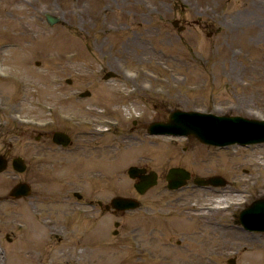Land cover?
Here are the masks:
<instances>
[{
  "label": "rangeland",
  "instance_id": "374dc122",
  "mask_svg": "<svg viewBox=\"0 0 264 264\" xmlns=\"http://www.w3.org/2000/svg\"><path fill=\"white\" fill-rule=\"evenodd\" d=\"M85 89L91 95L78 96ZM176 108L264 118V0H0V141L26 162L39 130H66L83 145L51 153L37 177L49 202L31 195L2 205L0 264H264V231L237 216L264 197V142L217 147L147 132ZM132 164L158 173L142 195L127 175ZM171 166L227 183L190 179L169 190ZM12 172L0 174V187L15 183ZM114 195L140 206L113 213L86 202ZM31 213L35 233L24 228ZM37 219L48 220L46 231Z\"/></svg>",
  "mask_w": 264,
  "mask_h": 264
},
{
  "label": "water",
  "instance_id": "95a60500",
  "mask_svg": "<svg viewBox=\"0 0 264 264\" xmlns=\"http://www.w3.org/2000/svg\"><path fill=\"white\" fill-rule=\"evenodd\" d=\"M45 17L50 24L57 22V16L45 13ZM112 71H107L103 77L113 76ZM89 91L85 90L79 95H88ZM167 121H153L148 125L149 133H167L194 135L199 140L213 145L225 146L228 144L238 143L247 145L249 143L264 141V119L245 117L242 115H217L211 112H202L195 110L174 109L167 115ZM53 140L63 144L69 142V137L63 131H55ZM21 158L15 159L20 162ZM16 169L22 170V166L14 164ZM6 166L5 160L0 157V171ZM127 173L132 178H137L134 187L139 193H143L149 187L157 182V173L154 170L147 171V168L137 165H131ZM189 172L183 167H170L167 174V186L171 189L181 187L187 182ZM194 182L200 185L205 184H224L225 180L218 175L207 178L195 177ZM13 196L25 195L29 193L28 185L20 182L13 186L11 191ZM112 206L118 210L135 208L139 201L126 196H114L107 207ZM239 220L242 225L248 229L264 230V199H256L239 213ZM118 222L115 224L117 225ZM229 262L234 264V258Z\"/></svg>",
  "mask_w": 264,
  "mask_h": 264
},
{
  "label": "flooded vegetation",
  "instance_id": "af4514ba",
  "mask_svg": "<svg viewBox=\"0 0 264 264\" xmlns=\"http://www.w3.org/2000/svg\"><path fill=\"white\" fill-rule=\"evenodd\" d=\"M176 26L178 27H185L184 25L180 24L179 25V20L176 24ZM62 130V129H61ZM67 132L66 130H62ZM68 133V132H67ZM70 135V134H69ZM71 137V141L68 143V145L66 146H62L59 144H56L55 142H53L52 140V134H50V130H39L36 131V133L33 135V139L32 142L30 141L29 144L27 145L29 148V160L28 162L25 161L24 157L19 154V153H15L13 155H10L9 152H11L13 150V148H15V145L12 142H8V144H6L5 140H1L0 141V155H2L3 158H5V160L7 161V167L5 170H8L9 168L12 169V177L15 180V183L12 184L15 185L18 182H27L29 183V187H30V191H29V196H35L39 199H41V202H49L50 198H49V193H47V189H43L45 184L43 183H39L37 182V177L42 175L44 173V170H46L48 167H51L53 165V162L50 158L51 153L56 152V151H60V152H74V150L83 148V145L80 144V142H74ZM97 145L95 144L94 147H96ZM101 148V147H100ZM104 149H107V146H103ZM21 155V157H23L22 162L25 164V170L27 169L28 172L31 174L29 177V181L23 178H20V174H23V172H19L16 171L13 168L12 165V160L14 157ZM67 162H72V160H67ZM63 163V160L62 162ZM55 165V163H54ZM28 166V167H27ZM4 172V171H3ZM2 172H0L1 174ZM37 184V186H36ZM9 186L7 188H3L0 187V245H2V234H3V230L5 228V223H6V215L4 214V209L2 205L6 204V203H13L16 202L18 200H22L24 197H19V198H13L10 195L11 192V187ZM74 194V193H73ZM81 197V196H79ZM79 199V198H78ZM53 200V199H52ZM99 199L94 200L92 197L88 198V200L86 202H88V204L91 205H97L100 209L101 207L103 208L104 205L99 204ZM101 205V206H100ZM110 210H104L102 212H109ZM6 240H8V242L12 243L14 241V237L13 235L8 232L5 234Z\"/></svg>",
  "mask_w": 264,
  "mask_h": 264
},
{
  "label": "bare ground",
  "instance_id": "6f19581e",
  "mask_svg": "<svg viewBox=\"0 0 264 264\" xmlns=\"http://www.w3.org/2000/svg\"><path fill=\"white\" fill-rule=\"evenodd\" d=\"M104 25V24H103ZM147 74L146 73H144V74H142V76H140V79H141V81H140V83L138 84V86H137V89L138 90H140V89H142V88H144L145 86H144V82H145V80H147ZM165 82L166 83H171L170 82V80L169 79H165ZM106 102H113V100L112 99H108ZM97 131H99V132H101V130L100 129H97ZM131 144H136L135 142H131ZM130 146V145H129ZM238 202V201H237ZM223 206H219V205H217V207H214V208H222ZM53 211L54 212H57V208H55V209H53ZM62 214H64V212H61ZM33 218V215H32V213H31V216L29 217V219H28V221H25V223H24V228L26 229V231L27 232H29V233H35V232H37V230H36V228H35V224H34V222H33V220H31ZM48 220H44V219H37V221L36 222H38L39 223V226H41V229H42V231H46L47 230V227H49V222H47ZM39 233V232H38ZM37 234V233H36ZM42 233H40L39 234V236H41L42 237V235H41ZM27 240H28V242H29V245H30V247H31V250H36V248H39V247H41L40 245H41V242L38 240V239H36V240H33V239H30V238H27ZM34 246H33V245ZM36 246V247H35Z\"/></svg>",
  "mask_w": 264,
  "mask_h": 264
}]
</instances>
